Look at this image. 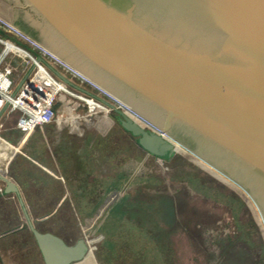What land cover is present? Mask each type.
Masks as SVG:
<instances>
[{"label": "water", "instance_id": "95a60500", "mask_svg": "<svg viewBox=\"0 0 264 264\" xmlns=\"http://www.w3.org/2000/svg\"><path fill=\"white\" fill-rule=\"evenodd\" d=\"M7 1L14 25L152 124L110 104L138 145L164 160L184 147L242 188L264 224V0ZM0 181L25 216L2 235L29 228L45 264L85 260L86 238L40 230L7 171Z\"/></svg>", "mask_w": 264, "mask_h": 264}, {"label": "rangeland", "instance_id": "374dc122", "mask_svg": "<svg viewBox=\"0 0 264 264\" xmlns=\"http://www.w3.org/2000/svg\"><path fill=\"white\" fill-rule=\"evenodd\" d=\"M0 17L10 25V32L6 34L19 37L24 45H28L26 39H34L13 24L14 4L0 0ZM37 42L46 50L43 44ZM46 51L50 55L48 59L61 73L65 70L68 79L82 84L93 93L101 95L106 92ZM62 64L68 69H62ZM39 75L45 77L43 73ZM67 88L69 91L55 93L57 100H65L59 106V114L64 120L46 123L49 129H54V132L49 130L47 133L51 138L46 149L50 150L63 170L68 161L69 170H74L79 161L82 169L88 166L95 176L99 172L103 178L112 175L108 186L116 176L120 180L127 178L123 187L120 185L110 192L102 190L103 196L99 198L102 213L91 215L92 209L88 208L90 202L85 206L84 201L80 215L76 213L71 189L60 212L39 223L60 232L68 243H74L81 237L87 239L90 250L85 260L73 264L85 261L89 264H147L146 259L150 256L146 250L150 245L133 243L140 235L145 236V231L133 230L130 223L150 229L157 235L154 237L160 245L165 240V253L170 257L176 251L178 258L190 253L191 247L184 245V237L189 238L193 233V251L201 264H264V224L255 204L242 188L210 164L185 151L184 147L179 148L170 160L148 153L117 122L114 110H98L87 123L74 124L71 119L65 121L72 114L87 113V104L75 96L83 92L73 85L68 84ZM10 129L7 126L1 134L11 139L21 135L19 130ZM33 141L35 143L36 140ZM46 149L40 150L42 158L51 156ZM5 166H0V172L5 173ZM91 174L87 176L88 181L94 178ZM93 192L86 187L84 194L87 201L92 200ZM37 196L32 198L33 206L38 210L48 209L49 204L57 199L45 200L41 193ZM19 207L16 198L1 196L0 223L10 227L20 222ZM109 211L115 213L109 214ZM29 231L11 234L7 245H1L0 240V254L6 264H44L35 238ZM145 253L146 259L143 258Z\"/></svg>", "mask_w": 264, "mask_h": 264}, {"label": "crops", "instance_id": "0c3cea01", "mask_svg": "<svg viewBox=\"0 0 264 264\" xmlns=\"http://www.w3.org/2000/svg\"><path fill=\"white\" fill-rule=\"evenodd\" d=\"M17 116H18V112H13L10 115L6 116L5 114H3L0 117V120L4 124L3 128L0 129V136L9 145H12L11 150H10L12 151V153L10 154V157L8 158L6 162V171L8 173V176L11 177L19 186L21 190V194L29 210V213L32 219L35 220L37 224L38 220L43 221L45 218L47 219L51 215L60 212V208L64 205L66 198L69 197V193L71 192V189H73V186L71 184L72 181H77V180L79 181L78 179L79 173L77 171L80 170V164H79V161H77L76 163L77 167L74 170L73 169L69 170L70 163L68 161V164L63 170L62 165H59V162L56 161L57 159H54V157L52 156L53 154L50 152V150L46 149L48 148L47 146L51 138V137L48 138L47 133H49V130L50 132L52 131L51 129H49L48 124L38 125L35 129L31 130L30 132H27V130L16 126ZM7 126L11 128L10 130H14V129L19 130L21 132V135H18L15 138H12L14 140H12L9 137L4 136L3 134H1V132ZM45 127H47L46 130L44 129ZM52 132H54V129ZM34 139L36 140L35 143L33 141ZM45 149L47 150V153L48 152L51 153V156H49V158L41 157L43 154L41 151H44ZM125 179L127 178L123 177L120 180V178L116 176L111 181L109 189L110 190L114 188L118 189L120 185H122V187L125 186L126 184ZM3 187L4 185L2 181H0V197L1 196L14 197L17 199V204H19L20 206L19 207V209L21 210V211L19 210L20 211V222L15 223V225L13 226L23 223L25 221V216H24L22 206L16 194L15 193L2 194L1 191ZM84 192L85 190H79L78 196L84 198L85 197ZM39 193L42 194V197H44L45 200L46 198L53 199L54 197L57 199L53 200L52 204H49L48 209L38 210L35 206H33V198L38 197L37 195H39ZM75 206L76 205L74 204L73 209L75 208ZM101 206H102V202L99 199V202H97V204L92 208L91 215L95 214L96 212L102 213L103 209L101 208ZM77 207L78 206H76L75 211L76 213L79 214V207L78 208ZM114 213L115 211L113 212L109 211V214H114ZM42 215H44L43 216L44 218L41 217ZM129 225L135 231H140V232L145 231V236L140 235L138 240L134 241L133 243L139 246H143L146 243L150 245L147 248L146 253H148L151 259L150 258L146 259L147 257L146 253L143 257L144 259H146L147 264H201V262L198 260V256L193 251V233H190L189 238L184 237V245L191 247L190 253H185L184 258H178L176 254L177 251L174 253L173 257L166 255L165 240L162 241L160 245L159 241L155 238L156 234H153V232L150 229L149 231L148 229L140 227L137 224L135 225V223H130ZM13 226H10V227L4 226L3 223H0L1 245H7L8 243H10V240L8 241V238H10L11 234L12 235L18 234V232L19 234H22V233H25L26 230H30L29 228H23V229L17 230L16 233L13 232L7 235H2L4 231H6L7 229ZM29 232L32 234L31 231ZM54 233L63 237V235L60 232L56 231ZM36 245H37V242H36ZM41 257H42V254H41ZM0 260L2 261L3 264H6V261L1 256V254H0ZM83 264H89V262L86 263L85 261Z\"/></svg>", "mask_w": 264, "mask_h": 264}, {"label": "built area", "instance_id": "2783aa9c", "mask_svg": "<svg viewBox=\"0 0 264 264\" xmlns=\"http://www.w3.org/2000/svg\"><path fill=\"white\" fill-rule=\"evenodd\" d=\"M7 31L10 32V25L0 17V44L2 45L0 48V111L6 105L2 115L7 116L18 112L16 126L27 130V132L41 124L64 120L63 115L59 114V106L60 102L64 104L65 100L62 99L56 104L58 100L55 98V93L69 91L67 85L72 84L63 80L51 69L50 65L56 69L57 67L48 59L47 56L50 55L46 50L30 39H26L28 45H24L19 37L6 34ZM39 55L42 57L41 59H38ZM62 66V69H68L67 65L62 64ZM42 70L46 72L45 77L39 75ZM62 74L67 76L65 70ZM73 74L76 75L75 72ZM22 80L23 82L18 88ZM52 81L63 83L65 88L63 90L54 89ZM75 84L77 86H73L83 93L73 94L87 104V113H75L76 117L87 116L90 120L98 110L111 111L114 110V107L123 110L125 107L105 91L100 95L86 89L78 82ZM93 87L95 86L93 85ZM88 98H93L96 102L90 103ZM75 106L77 108L78 103ZM3 125L0 120V129L3 128Z\"/></svg>", "mask_w": 264, "mask_h": 264}, {"label": "trees", "instance_id": "16d2710c", "mask_svg": "<svg viewBox=\"0 0 264 264\" xmlns=\"http://www.w3.org/2000/svg\"><path fill=\"white\" fill-rule=\"evenodd\" d=\"M114 116L115 118L117 119L118 118V113L114 110ZM118 122V120H117ZM119 123V122H118ZM120 124V123H119ZM11 150V146L6 143L5 141H3L2 139H0V166H3L6 164L8 158L10 157V154L12 153ZM88 167V166H87ZM87 167H85L84 169H82L80 167V170H78L77 172L79 173V181H72V186H73V189L72 191L74 192V197H75V204H77L76 206L79 207V215H80V210L83 208L82 207V201L85 202V206L87 205L86 203L90 202V205L88 206L89 209H92L98 202L99 198H101V195H102V190H106V191H110V184L108 186V181H109V178H112L113 176L112 175H107V177L109 176V178H103V176L101 175V172L98 173V175H94L91 174V170L87 169ZM91 174L92 176H94V178H92V180L88 181V174ZM78 176V175H77ZM77 178V177H76ZM87 181V183H86ZM89 187L93 192V195H92V200L89 199V201H87L84 197H79L78 196V192L79 190H85L86 187ZM108 186V187H107ZM99 192V193H98ZM84 199V200H83ZM77 207V208H78ZM41 221L38 220L37 221V227L42 230V231H52V232H56L55 230L53 229H50V228H47V227H44L42 225H40ZM157 236V235H156Z\"/></svg>", "mask_w": 264, "mask_h": 264}, {"label": "bare ground", "instance_id": "6f19581e", "mask_svg": "<svg viewBox=\"0 0 264 264\" xmlns=\"http://www.w3.org/2000/svg\"><path fill=\"white\" fill-rule=\"evenodd\" d=\"M36 43V42H35ZM40 73H43L45 76H46V72H45V70H42V71H40ZM52 84L55 86V88H58V89H60V90H63V88H65L64 87V85L62 84V83H56V81L55 82H53L52 81ZM107 98V97H106ZM89 99V101H90V103H93V102H96L93 98L91 99V98H88ZM128 115H130L131 117H133L134 119H136L137 121H139L140 123H142V124H147V123H149V122H147L146 120V122H144L142 119H141V115L139 116V115H137V113H135V112H133V111H131L128 107H124V109H123ZM138 116V117H137ZM140 117V118H139ZM76 116L75 115H71V116H69V117H67L66 119H65V121H68V120H72L73 121V123L74 124H78V123H76ZM147 125H151V124H147ZM152 126V125H151ZM0 139H2L1 138V136H0ZM3 141H5L4 139H2ZM6 142V141H5ZM7 143V142H6ZM11 147H12V145H10ZM186 151V150H185ZM5 172H6V166H5Z\"/></svg>", "mask_w": 264, "mask_h": 264}, {"label": "flooded vegetation", "instance_id": "af4514ba", "mask_svg": "<svg viewBox=\"0 0 264 264\" xmlns=\"http://www.w3.org/2000/svg\"><path fill=\"white\" fill-rule=\"evenodd\" d=\"M59 103V100L57 101V103L56 104H58Z\"/></svg>", "mask_w": 264, "mask_h": 264}]
</instances>
